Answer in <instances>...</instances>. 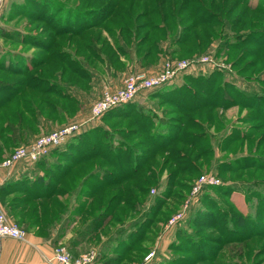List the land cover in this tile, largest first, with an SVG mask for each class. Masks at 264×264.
I'll return each instance as SVG.
<instances>
[{
	"label": "rangeland",
	"instance_id": "1",
	"mask_svg": "<svg viewBox=\"0 0 264 264\" xmlns=\"http://www.w3.org/2000/svg\"><path fill=\"white\" fill-rule=\"evenodd\" d=\"M203 1L211 8L209 15L217 14L218 19L213 20L220 23H198L193 28L188 26L194 20L176 23L178 17L188 15L185 7L180 10L182 0L3 1L0 58L6 61L21 54L34 57L33 62L27 60L34 66L44 63L31 72L44 88L26 86L21 95L30 98L27 104H41V111L34 108L31 116L35 118L38 112L42 119L53 121L52 127L38 132L33 141L78 122L82 123L78 135L84 144L89 145L86 140L93 138L96 144L92 146L106 154L107 160L103 155H90L84 158L88 161L80 162V156L75 155L76 161L71 152L55 157L56 163L46 159L53 168L48 172L52 178L49 192L56 191L53 198L61 200L59 194L78 193L77 201L85 207L73 232L78 234L88 224L106 220L104 225L100 223L104 227L85 238L83 250L76 249L85 254L95 252L96 257L104 255L100 258L103 264H141L151 252L154 256L148 264H264V103L246 93H264V0ZM111 8L115 9L113 14L100 26L79 35L66 33L68 29L62 32L66 23L73 26L75 21L78 29L81 24L103 20ZM60 51L65 57H58ZM205 57L213 62H199ZM183 60L190 65L165 86L175 88L208 79L215 88L211 97L218 91L221 100L193 113L191 103L209 98L202 92L203 86L189 85L199 95L183 106L152 92L149 97L152 90H142L136 98L140 106H133L130 115L91 118L93 103L103 91L119 88L128 75L156 73L167 61ZM23 80L22 75L0 70L4 88ZM60 81L71 87L56 92L54 87L60 88ZM67 90L77 98L63 96ZM50 100L59 103L67 118H56L59 113L51 112ZM25 108L24 99L19 97L6 102L0 107V127L21 112L27 119ZM195 119L198 122L194 123ZM157 126L170 134H202L194 146L179 135L170 147L187 151L189 155L181 152L178 160L183 166L195 161L198 172L184 170L175 175L178 160L170 158L167 149L144 162L147 166L135 174V164L144 160V151L153 149ZM73 140L78 141L69 139L67 144ZM33 141L11 148L9 153ZM204 149L211 150L210 157H202L199 150ZM245 158L247 165L235 167ZM65 171L68 174L64 175ZM203 176L206 182H201ZM92 183H97L95 192ZM53 198L43 202L49 207L47 211L54 204ZM223 211L226 216L220 214ZM59 245L74 255L69 242L58 244L54 251Z\"/></svg>",
	"mask_w": 264,
	"mask_h": 264
},
{
	"label": "trees",
	"instance_id": "2",
	"mask_svg": "<svg viewBox=\"0 0 264 264\" xmlns=\"http://www.w3.org/2000/svg\"><path fill=\"white\" fill-rule=\"evenodd\" d=\"M185 1L187 2V4H185ZM182 4H185L186 6H182ZM175 7L179 8V5L174 6V8ZM184 7H185L186 11L188 12V15L185 17H178V20L176 21V23H178V24L180 22H182L183 20H194V21H192L190 26H188V27L193 28L195 25H199V24H203L204 26H213L212 24H215L217 22L220 23L219 20H213L214 18L218 19V17L216 18L217 14H214L215 17L212 15H209V10L211 8H207V6L205 5L203 0H191V1L190 0H182L180 10H182V8H184ZM108 8H110V7H108ZM114 10L115 9L111 8L109 15L105 16L104 18L102 17L103 20H96L97 22H95V21L90 22V23H87V25L81 24V28H78V29L75 28V25H76L75 21L72 22L73 26H68V24L66 23L67 22V20H66V21H64L66 24H65V27L62 30V32L66 31L68 29L69 32L66 31V33H70L72 31H74L73 34L79 35L84 30H86L88 28L92 29L94 27L102 25V23L104 21H107L106 19L113 14ZM17 38L21 39L24 42L26 41V40H24V37H17ZM170 41H173V40H170ZM178 42H182V41L178 40L174 43H178ZM26 43L32 44L30 41H26ZM147 54L148 53L145 54L146 57H147ZM2 57L0 58V70L7 71V72H10L12 74L22 75V76H24V80H23V82H21V84L20 83H18V84L17 83H15V84L9 83V85H7L6 88H4L5 85L0 84V107L4 106L6 104V102L11 101L13 98L19 97L21 100L24 99V105H26V108L24 110L28 111V118L24 119L23 114L21 112L17 118H15V117H14V119L11 117L7 118L6 124H4L2 127H0V160H2L3 157H6L9 154H11L9 152H6V150H10L11 148H15V147H18L20 145L30 143L34 139V137H35L34 135H36L42 129H47L49 126L52 127L51 122H53L50 118L45 119V120L42 119V116L39 115L38 112L35 113V118H34V116H31V114L33 113V112L31 113V111H33L34 108H36V111H41L39 109V106L41 104H39V106H38V104H35V103H34L35 105H32L30 103L27 104V102L30 100V98H23L21 96L22 92L24 91V88L26 86H30L31 88H34V89H37V88L43 89L44 88V87H40L39 81H37L38 77L31 76V72H33L34 69H37L40 66H42L44 63L42 65L36 64L34 66L33 63L27 62V60L31 61V59L33 62L34 57L25 58L27 56H22L21 54H14V55H12V59L8 58V59H6V61ZM58 57H65L64 51L63 52L60 51L58 54ZM79 68L80 67L75 68V69H79ZM207 81H210V80L202 79V80H196V81H188L187 83L185 82V83H183V85L176 86L175 88L170 87V86H165L166 85L165 84L159 88H156V89L148 92L149 94L148 93L147 94L149 97L151 96V94L153 96L156 95V97H161V98H164V100H168L171 103L173 102L175 104L183 106L182 103L188 101V99H191V97L196 98L195 95H199V92H196V90L193 88L189 89L188 86L191 84L203 86V88H205V89L202 92L206 95H209V98L207 100H205V102L200 100L199 104L191 103L190 111L195 113V112L200 111V109H203V107H206L207 105L210 106L211 102H212V104H215L219 100H221V97H220L221 94H219L218 91L215 92L211 97L210 91L214 90L215 88H214L213 84H211L210 82H207ZM61 83L62 84H59V86H61L60 88L54 87L56 92L60 91V89H66V88L71 87V86L66 87V86H64L63 82H61ZM51 85L53 86L54 84H51ZM51 89L52 88H48L47 91L52 92ZM68 91L69 90H67L65 92V94H63V96L68 95L69 97L70 96L74 97L73 99L75 100L77 98L76 93L74 95L73 94L70 95V93ZM169 92H170V94H169ZM246 93L250 94L251 97L256 96L255 100L258 101L259 103H264V93H260V90H258L256 92H254V91L249 92L246 90ZM198 99H201V98L199 97ZM139 103H140L139 100L135 99L131 102H128L126 104H123V105L115 108V109L108 111L106 114H110V115L112 114V115L118 116V117H120L122 115H127V114L130 115V113L133 111V109H132L133 106H140ZM48 105L50 106L52 113H55V112L59 113L56 116V118H58L60 115L62 116V119L67 118V115H65L66 112L63 110V108L59 107V103H57L54 100H52V101L50 100ZM121 108H123V109H121ZM37 109H39V110H37ZM138 112H140V111L138 110ZM190 120H194V119L191 118ZM196 122H198V120L195 119L194 123H196ZM156 128H155L156 129L155 130L156 131L155 132V136H156L155 141L152 143L153 149L145 150L144 154L142 156L143 158L141 159V161L143 159L144 160L141 162V164H140V161L137 164H135V171H136L135 174L136 175L139 172H141L140 170H142L144 167L147 166L146 163H144V162L152 159L153 156H155V154L158 153L160 150H162V152H165L168 149V151H169L168 153H170L169 157L173 158L174 160H178V159L180 160L181 159V157H180L181 152H184L185 154L189 155L187 151H183V150H181V152H180V150L174 151L173 148H170L171 145L175 144L178 141L177 139L180 135V132H179V134L178 133L177 134H170V132L168 130H165L164 128H162L160 126H157ZM142 129H146V128H142ZM145 131H146V132H144L145 134L148 133L147 135H150L147 130H145ZM188 133L189 132L184 133V134L182 133V135H180L179 138L187 141V143H190L192 146H194L197 143L198 139L201 138L202 134H197L198 135L197 136V135H191ZM78 134H76V135H78ZM76 135L71 137L70 140L77 138L78 139L77 143L74 142L75 140H73V142H70L69 144H67L68 142H66L62 146H58V147L53 148L51 153L48 156H46L45 158L38 160L39 162H42L43 165L45 164V167H46L45 168L46 173L43 177L44 179L47 177H50V175H48L49 174L48 172H50L49 169H50L51 165L48 164V161H50V159H52V161L56 163L57 160H55V159H57V158H55V157H58L59 155H61L63 153L65 154V153L71 152L73 154V159H75L76 161L78 158L75 155H79L81 159L78 161H80V162L83 160L88 161L89 160L88 158H90L91 156H101V155H103L104 158H106V160H107V157H106V154L104 153V151L98 150L99 148L97 149L96 146H95V148H94V146H92L93 144H96L95 139L90 138L88 141L86 140V143L87 142L89 143V145H87V144H84V141H82V138L79 135L78 136H76ZM238 137H240V136H238ZM157 138H159V139L157 140ZM74 144H76V145L78 144V147L75 146L76 147L75 148L74 146H72ZM178 151H179V154L177 153ZM199 152L202 155V157H204L205 155L208 157L211 156L210 155L211 150L204 149V150H202V152L199 150ZM81 153H82V155H81ZM84 153H85V155H84ZM85 156H87V157L90 156V157H88L87 159H84ZM127 157H129V155ZM198 157H199V155H198ZM198 157H197V159H198ZM47 158H50V159L46 160ZM179 160H178V162H176L177 170H175V171H177V172L175 173V175L183 173L184 170H188V171L193 173V172H198V170L200 169L196 165L195 161H191V162L187 163V166H183L182 162H180ZM2 161H0V163ZM245 161H247V158H245L244 160L238 161L237 164H235L236 166L235 165L234 166L235 167H242L244 165H241V163L244 164ZM80 162H77V164H79ZM127 162H129V161H127ZM235 162L236 161H234V163ZM245 165H247V162L245 163ZM234 166H231V167H234ZM54 167H56V165H54ZM52 169L53 168L51 167L50 170L52 171ZM66 174H68L67 171L64 172V175H66ZM53 176L58 177L59 175L54 174ZM70 179L72 180V177H70ZM65 181H67V180H65ZM42 182H45V180L43 181V179H41V180L39 179V181L38 180L34 181L33 184L30 185V187L33 190H35V193L30 194L32 196H30L28 194L29 196L25 197L24 202L21 201V203H19V197H15L12 200V202L9 204L10 206H13V207L16 206V208H14L15 209L14 211H16V212L18 211L17 216H16L17 218H19V219H17L18 224L23 226L26 229V231H28L27 225H25V226L23 225V223H24L23 221H25V220L28 222V224H30V223L36 224V225L39 224L40 229H46L49 227V225H52V223H54L55 221L61 220L63 218L64 214H66V213H67L66 220L68 218H72L71 221H73L76 218H79V220H80L79 214L80 213L84 214V212H85L84 205L79 204L77 207H75V209H72V211H71L70 207H69L70 203L68 202L67 204H64L62 199L59 200L58 198H56V199L53 198L56 195V191L53 189L51 192H49V189H48V188H50L49 185L44 186L45 187V189H44V187H42ZM147 184H150V181H147ZM90 186L92 187V189H94V192L97 191L96 190L98 188L97 183H92ZM26 191H28L26 193H29V190H26ZM70 191H71V189H70ZM94 192H92V194ZM52 198H53L52 202H54V204H52V206H50V207H52L51 210L47 211V209L49 207H48V205H43V202L46 203L45 201H49ZM20 207H22V208H20ZM44 208H45V211L43 210ZM20 209H21V211L19 212ZM221 211H222V209H221ZM221 211L219 210V212H221ZM90 213H92V210ZM90 213L87 212V214H90ZM225 213L226 212L223 211V213H220V214L226 216ZM19 215L21 217H18ZM99 219H100V217H99ZM102 222L105 223L106 220L102 219L101 221L92 222L91 223L92 228L90 227L91 224H88L83 230H81L77 234L78 238L77 239L75 238L74 240H72V245L75 244L76 242H78V240H80L81 238H86L90 233H93L96 230V228L99 229L100 226L104 225ZM100 223H102V225ZM93 224L94 225L97 224V225L95 227H93ZM102 227H104V226H102ZM122 233H124V232H122ZM128 249H130L129 246H128ZM102 256H104V255H102Z\"/></svg>",
	"mask_w": 264,
	"mask_h": 264
},
{
	"label": "crops",
	"instance_id": "3",
	"mask_svg": "<svg viewBox=\"0 0 264 264\" xmlns=\"http://www.w3.org/2000/svg\"><path fill=\"white\" fill-rule=\"evenodd\" d=\"M37 135L38 133L34 136L36 137ZM10 150H6V152H10ZM45 168V164L43 165L42 162L29 160H20L10 168L0 166V199L7 218L14 221L19 219L16 217L17 213L14 215L16 206L13 207L9 204L15 197H19V203H21V201L24 202L25 197L34 194L35 190L30 187L34 181L45 180V182H42V187L51 183V177L43 178L46 173ZM26 190H29V193H26L28 192ZM77 195L78 193L76 195L71 193V195L59 194L58 196L62 198L64 204L70 203L69 207L72 211L79 205ZM4 198H9V200L5 201L3 200ZM18 217L21 216L19 215ZM66 217L67 213L64 214L61 220L55 221L46 229H40L39 224L36 225L30 222L28 224L26 220L23 221V225H27L28 230L24 241L7 237L0 238V264H61L52 260L54 248L60 243L69 242V245H72V240L78 238L73 229L80 222L79 218H76L71 222L68 220L66 223ZM86 242L85 238H81L72 245L73 247L69 246L72 248L74 256L84 253L76 249L83 250ZM102 257V255L97 256L90 264H103L100 261Z\"/></svg>",
	"mask_w": 264,
	"mask_h": 264
},
{
	"label": "built area",
	"instance_id": "4",
	"mask_svg": "<svg viewBox=\"0 0 264 264\" xmlns=\"http://www.w3.org/2000/svg\"><path fill=\"white\" fill-rule=\"evenodd\" d=\"M3 1L0 0V14L3 9ZM199 62L212 63L213 60L205 57L201 58ZM190 63V61L185 60L178 63L167 61L162 71L152 74L139 71L128 75L119 88L103 91L101 97L93 103L91 118H101L108 111L135 100L142 90H154L167 84L181 74ZM81 126L82 123L75 122L54 129L38 137L30 145L17 148L0 163V166L10 168L20 160L38 161L45 158L51 153L53 148L62 146L71 137L78 134ZM200 180L201 182H206L207 179L203 176ZM6 237L24 241L27 237V231L18 223L9 221L0 200V238ZM153 256L154 252H151L141 264H148ZM95 259V252L74 256L65 245H59L55 249L52 258V260L61 264H90Z\"/></svg>",
	"mask_w": 264,
	"mask_h": 264
}]
</instances>
